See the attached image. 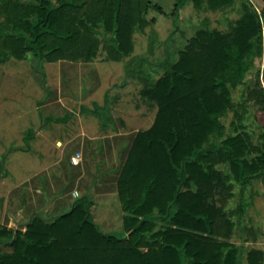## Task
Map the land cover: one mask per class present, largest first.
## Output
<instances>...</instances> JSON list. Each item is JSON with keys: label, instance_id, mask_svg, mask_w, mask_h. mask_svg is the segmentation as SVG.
I'll use <instances>...</instances> for the list:
<instances>
[{"label": "trees", "instance_id": "trees-1", "mask_svg": "<svg viewBox=\"0 0 264 264\" xmlns=\"http://www.w3.org/2000/svg\"><path fill=\"white\" fill-rule=\"evenodd\" d=\"M189 3L217 11L235 0H174L172 15ZM151 9L166 13L154 0H0V65L29 58L43 73L45 62H88L103 48L158 108L119 179L123 237L103 232L79 200L53 221L35 217L26 230L0 223V264H264L256 248L241 261L226 207L237 183H264V130L256 143L245 122V102L264 109V88L247 92L231 130L221 121L234 109L232 91L264 54V9L245 2L228 31L199 27L174 60L161 63L158 78L145 55H132Z\"/></svg>", "mask_w": 264, "mask_h": 264}, {"label": "crops", "instance_id": "crops-1", "mask_svg": "<svg viewBox=\"0 0 264 264\" xmlns=\"http://www.w3.org/2000/svg\"><path fill=\"white\" fill-rule=\"evenodd\" d=\"M98 61L45 62L43 73L31 64L33 104L30 98L28 108L11 113L19 118L16 134L0 136L7 145L0 158V223L26 230L35 217L53 221L85 200L103 232L124 231L119 179L138 133L154 124L158 108L141 95L129 107L127 95L111 94L105 71L112 75L118 62H123L120 87L135 78L126 77L124 61L105 56ZM143 103L157 109L148 128ZM1 127H13L9 114Z\"/></svg>", "mask_w": 264, "mask_h": 264}, {"label": "rangeland", "instance_id": "rangeland-1", "mask_svg": "<svg viewBox=\"0 0 264 264\" xmlns=\"http://www.w3.org/2000/svg\"><path fill=\"white\" fill-rule=\"evenodd\" d=\"M154 1L160 3L166 13L153 9L149 11L147 19L153 21L145 29H138L135 32V50L132 55H145L152 65L145 64L144 66L155 78H158L166 70L161 63L176 58L178 49L184 47L199 27L208 26L228 31L235 20L241 16L242 4L245 2H249L260 14L264 9V0H235L231 7L217 11L206 8L198 9L193 3H189L176 18L172 15L174 0ZM151 42L154 46L150 50ZM104 56L105 51L101 48L96 57L98 62H105ZM31 64V60L28 58L18 61L11 60L0 67V120L5 114H9L11 124H13L10 129L8 127L0 128V136L3 139L9 134L14 135L19 131V127H17L19 118H12L11 113L20 110L22 106L28 108L30 98H32L33 104V96L36 95L37 86L32 76ZM117 64V69L112 68V75L107 74L109 70L105 71V88L111 89V94L127 95L129 99L126 100V104L129 107L133 106L134 101L141 95V83L135 79H129L130 82L128 81L124 87H120L123 62ZM255 64L256 66L246 75L245 82L232 91L234 109L221 117V121L227 130H231L235 111H243L244 96L247 92L254 87L261 86L264 88V54L255 60ZM116 70L117 72H115ZM245 107L247 109L245 115L246 129L257 143L264 130V109H260L252 102H245ZM131 109L127 108L128 111ZM143 110L145 121H147L144 127L148 128L152 125L157 109L156 107H147L143 103ZM6 146L0 143V158L4 152H7V150H3V147ZM232 191L233 194L229 196V201L226 203L227 209L234 213L232 217L235 222V230L232 242L242 249L240 259L245 262L246 252L249 249L256 248L264 251V183L260 179H253L245 187H241L237 183ZM45 218L47 217L45 216ZM113 233L120 237L125 235L124 231ZM3 250L8 251L9 248L3 247Z\"/></svg>", "mask_w": 264, "mask_h": 264}, {"label": "built area", "instance_id": "built-area-1", "mask_svg": "<svg viewBox=\"0 0 264 264\" xmlns=\"http://www.w3.org/2000/svg\"><path fill=\"white\" fill-rule=\"evenodd\" d=\"M79 156H80V153L77 154V156H75L72 160L74 163L78 164L79 163ZM75 194H78L77 192H75Z\"/></svg>", "mask_w": 264, "mask_h": 264}]
</instances>
